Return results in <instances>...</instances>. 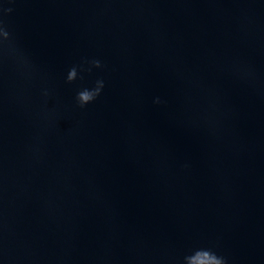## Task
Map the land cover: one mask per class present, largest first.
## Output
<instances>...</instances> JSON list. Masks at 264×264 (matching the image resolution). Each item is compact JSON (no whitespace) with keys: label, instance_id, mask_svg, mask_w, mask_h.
I'll list each match as a JSON object with an SVG mask.
<instances>
[{"label":"water","instance_id":"obj_1","mask_svg":"<svg viewBox=\"0 0 264 264\" xmlns=\"http://www.w3.org/2000/svg\"><path fill=\"white\" fill-rule=\"evenodd\" d=\"M0 21V264H264V0H0Z\"/></svg>","mask_w":264,"mask_h":264},{"label":"clouds","instance_id":"obj_2","mask_svg":"<svg viewBox=\"0 0 264 264\" xmlns=\"http://www.w3.org/2000/svg\"><path fill=\"white\" fill-rule=\"evenodd\" d=\"M6 11H11V9H7ZM10 33L3 25V22L0 21V48L7 47L8 42H10ZM92 66L96 68H100L101 62L99 60L91 61ZM80 71H91V68L84 69L81 67ZM82 76H79L78 69L76 66H73L69 69L66 82L73 83L77 79H82ZM104 88V81L103 80H96L95 85L91 88L83 87L80 88L76 92L75 96V105L76 107L83 109L88 104L95 101L99 95L101 94L102 89ZM41 95L44 98L45 105L47 104L48 99L51 96V93L45 89L42 91ZM184 264H227V261L224 257L218 256L214 251L211 249H197L193 251L190 255L184 257Z\"/></svg>","mask_w":264,"mask_h":264}]
</instances>
